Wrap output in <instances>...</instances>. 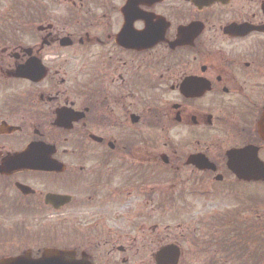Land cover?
Returning <instances> with one entry per match:
<instances>
[{
	"label": "flooded vegetation",
	"instance_id": "flooded-vegetation-1",
	"mask_svg": "<svg viewBox=\"0 0 264 264\" xmlns=\"http://www.w3.org/2000/svg\"><path fill=\"white\" fill-rule=\"evenodd\" d=\"M47 250L264 264V0H0V261Z\"/></svg>",
	"mask_w": 264,
	"mask_h": 264
},
{
	"label": "water",
	"instance_id": "water-1",
	"mask_svg": "<svg viewBox=\"0 0 264 264\" xmlns=\"http://www.w3.org/2000/svg\"><path fill=\"white\" fill-rule=\"evenodd\" d=\"M19 75L22 76L21 72ZM263 124L260 125L262 130ZM0 264H86L84 262H77L73 260V255L69 252L48 250L45 252L44 257L38 261H32L30 259H9L2 260Z\"/></svg>",
	"mask_w": 264,
	"mask_h": 264
},
{
	"label": "rangeland",
	"instance_id": "rangeland-1",
	"mask_svg": "<svg viewBox=\"0 0 264 264\" xmlns=\"http://www.w3.org/2000/svg\"><path fill=\"white\" fill-rule=\"evenodd\" d=\"M212 202H215V200H212ZM67 239H69V240H70V238H67Z\"/></svg>",
	"mask_w": 264,
	"mask_h": 264
}]
</instances>
